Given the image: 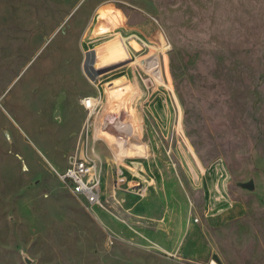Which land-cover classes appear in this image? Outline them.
I'll return each instance as SVG.
<instances>
[{"label":"rangeland","instance_id":"rangeland-1","mask_svg":"<svg viewBox=\"0 0 264 264\" xmlns=\"http://www.w3.org/2000/svg\"><path fill=\"white\" fill-rule=\"evenodd\" d=\"M153 143L212 234L264 207V0H0V264H214L120 237L102 210L139 218L111 195L89 206L57 175L94 146L109 166L102 191L121 165L136 210L146 186L129 164L147 166ZM171 178H152L155 195L184 209ZM249 180L252 190L238 184Z\"/></svg>","mask_w":264,"mask_h":264},{"label":"crops","instance_id":"crops-1","mask_svg":"<svg viewBox=\"0 0 264 264\" xmlns=\"http://www.w3.org/2000/svg\"><path fill=\"white\" fill-rule=\"evenodd\" d=\"M151 146L152 159L147 166L144 164V160L130 161L129 165L133 167L134 172L128 166L130 177L136 179L140 184L136 186L138 188L146 186L145 199H141L138 209L135 210L131 204L125 203V197L128 196L119 190H122L124 185L128 186V178L121 165L117 164L113 169L111 183L110 179H107L108 189L102 191V187H100V197L111 195L124 212L139 218L137 225H130L111 216L110 211L102 210L105 214V220L102 221H105L103 223L107 228L120 237L132 240L156 254L163 252L169 255H178L195 262H205L214 258V264H264V207L255 208L253 206L255 213L249 214L247 218H234L228 226H222L215 234H212L205 223L194 220L189 191L180 185L174 177L168 157L162 154L156 144L153 143ZM94 150L96 151L95 147ZM96 153L101 159V164L103 165V159L106 164L105 155L102 156L98 151ZM106 166L109 167L107 164ZM118 170H121L125 176V182L114 193L109 187H114L113 183ZM169 177H172L174 186L180 189V196L183 193L186 195L182 201L184 209L168 208L155 195V193L160 195V192H155L156 183L152 178L169 183L166 179ZM196 179L201 181L199 175L196 176ZM245 197L244 192H237V196L231 199L238 203V211L242 214L252 209L250 204L243 200ZM162 198L167 200L168 197L165 195ZM215 200L220 201L221 196L214 197L209 201V213L215 206Z\"/></svg>","mask_w":264,"mask_h":264},{"label":"built area","instance_id":"built-area-1","mask_svg":"<svg viewBox=\"0 0 264 264\" xmlns=\"http://www.w3.org/2000/svg\"><path fill=\"white\" fill-rule=\"evenodd\" d=\"M100 163L101 159L94 146L86 144L83 149L77 150L68 157L65 170L57 175L73 194L82 197L89 206H93L101 199ZM124 182L125 176L121 170H118L113 183L114 188H120ZM139 190L141 191V188Z\"/></svg>","mask_w":264,"mask_h":264},{"label":"bare ground","instance_id":"bare-ground-1","mask_svg":"<svg viewBox=\"0 0 264 264\" xmlns=\"http://www.w3.org/2000/svg\"><path fill=\"white\" fill-rule=\"evenodd\" d=\"M111 36V34L108 32V31H106V30H101V32L99 33V35L96 37V39L98 40V42L100 43V44H98L97 46H96V48H95V50L97 51V52H99L100 54H102L103 55V53H102V51H103V48L101 47L102 45H101V42H104V40L105 39H107L108 37H110ZM113 36V35H112ZM115 47V46H114ZM116 48V47H115ZM108 51H113V49H109ZM135 54V53H134ZM134 64V63H133ZM132 68H136L134 65H133V67ZM157 64L156 63H154V62H152L151 64H150V71L152 72V74H154L155 75V73H156V71H157ZM122 77V76H121ZM120 79V78H119ZM116 83V82H115ZM105 85H106V88L108 89V90H110L111 92L113 91V90H115V94H117V93H119V91L117 90V89H115V86H114V84H113V81H110L109 80V82H107V83H105ZM125 87V88H130V84H129V82H128V80H126L125 82H123V84L121 85V87ZM109 91V92H110ZM88 99H86V98H84L82 101H83V103H84V106L85 107H87V108H90V112H93L94 110H95V106H96V104L94 105V101L91 99V97H87ZM93 108V109H92ZM108 161V160H107ZM101 204V202H100V200H99V202H98V204H94V205H100Z\"/></svg>","mask_w":264,"mask_h":264},{"label":"water","instance_id":"water-1","mask_svg":"<svg viewBox=\"0 0 264 264\" xmlns=\"http://www.w3.org/2000/svg\"><path fill=\"white\" fill-rule=\"evenodd\" d=\"M238 184L240 186L247 188V189H250V190H252L254 188V183L251 180L246 181V182H239Z\"/></svg>","mask_w":264,"mask_h":264}]
</instances>
